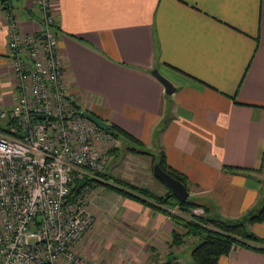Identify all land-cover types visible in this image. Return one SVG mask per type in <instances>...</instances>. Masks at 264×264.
Masks as SVG:
<instances>
[{"label":"crops","instance_id":"0c3cea01","mask_svg":"<svg viewBox=\"0 0 264 264\" xmlns=\"http://www.w3.org/2000/svg\"><path fill=\"white\" fill-rule=\"evenodd\" d=\"M51 5L61 80L74 91L80 111L117 126L143 151H162L165 163L186 177L188 196L213 212L233 218L254 205L264 166L252 175L223 167L257 168L264 154V0ZM7 9L16 12L22 32L37 27L34 0H0L3 108L15 99L6 54ZM152 68L174 87L172 93L164 92ZM128 153L151 161L149 154ZM139 169L137 184L130 183L165 193L152 172L149 177L145 167ZM83 190L92 224L74 245L77 254L94 264H103L97 259L104 254L118 264H192L197 237L184 235L167 215L101 185ZM247 228L264 238V217ZM173 233L181 236L178 243ZM218 263L264 264V253L235 246Z\"/></svg>","mask_w":264,"mask_h":264},{"label":"built area","instance_id":"2783aa9c","mask_svg":"<svg viewBox=\"0 0 264 264\" xmlns=\"http://www.w3.org/2000/svg\"><path fill=\"white\" fill-rule=\"evenodd\" d=\"M52 1L34 0L33 31L19 29L14 10L4 15L15 99L0 107V264H94L73 249L92 224L84 178L102 172L106 149L118 145L61 80ZM77 180L84 186L68 200Z\"/></svg>","mask_w":264,"mask_h":264},{"label":"trees","instance_id":"16d2710c","mask_svg":"<svg viewBox=\"0 0 264 264\" xmlns=\"http://www.w3.org/2000/svg\"><path fill=\"white\" fill-rule=\"evenodd\" d=\"M25 12L27 14L30 13L29 10H25ZM34 20L37 21V16H34ZM91 114L94 115L93 113ZM102 121L106 124L105 132L116 138L118 141V145L107 149L106 153L115 154L118 148L123 147L124 150L128 152L149 154L152 163H158L161 170L167 173L170 177L178 180L187 190L186 177L181 172L176 171L165 163L162 151H158L156 154L143 151L139 147L140 142L137 139L131 137L112 123H109L106 120ZM263 166L264 154L262 153L257 168H238L231 166H224L223 168L231 171L240 169L246 171L247 174L252 175L254 172H259ZM84 180V185H101L122 196L131 198L160 211L177 223L183 229L184 235L197 237L198 241L191 248L189 253L192 264H219L218 257L226 255L235 246L264 253V238L255 235L247 228L248 224L260 222L264 217V178H257L259 185L258 197L254 205L245 210L238 217L233 218L224 217L219 213L213 212L209 206L198 203L191 196H187L183 201H177L172 195H170L169 190L166 187L165 193L155 194L144 187H138L127 183L126 181L111 176L104 171L97 173L95 178H84ZM78 182L79 180H77L70 188L67 195L68 200L74 199L80 189L84 186L82 184V186L77 187ZM196 207L202 209L200 215H195L191 212V210ZM172 208H176V212H171L170 209ZM180 239L181 236L179 234H172V242L178 243Z\"/></svg>","mask_w":264,"mask_h":264},{"label":"rangeland","instance_id":"374dc122","mask_svg":"<svg viewBox=\"0 0 264 264\" xmlns=\"http://www.w3.org/2000/svg\"><path fill=\"white\" fill-rule=\"evenodd\" d=\"M111 148V147H109ZM108 148V149H109ZM107 150V149H106ZM106 155V159H105V164H104V169L106 173H112L113 175H115L114 177L117 178H123L125 180H127V183L133 182L135 184H137V181H135L134 179V175L135 173H137V171H141V167H145L146 170L145 172L148 173V176H151V167H152V162L145 159L146 157L144 156H134L130 153H128L127 151L124 150V148H118V150H116L115 154L112 153H105ZM152 163V164H151ZM259 178H264V172H259L258 174ZM156 181V180H155ZM156 184L158 183V185H160V187H163L162 184L158 181L155 182ZM132 184V183H130ZM134 185V184H133ZM139 187V186H138ZM165 188V186H164ZM81 197L83 198L82 200L85 201V204L87 202V194H85V192L83 193V195H81ZM187 257V252H184L182 254V258L185 259ZM190 257V256H189ZM103 261V264H114L116 262H113L114 259L111 256H108L106 254H104L102 257H99V259H97V261ZM118 264V263H116Z\"/></svg>","mask_w":264,"mask_h":264},{"label":"water","instance_id":"95a60500","mask_svg":"<svg viewBox=\"0 0 264 264\" xmlns=\"http://www.w3.org/2000/svg\"><path fill=\"white\" fill-rule=\"evenodd\" d=\"M150 73L161 83L165 93L170 94L173 92L174 87L165 78H163L155 68H152ZM80 113L102 130L106 129V124L101 119L87 111L82 110ZM151 169L155 179L164 185L169 190L170 195H172L177 201H183L187 198L188 192L185 187L178 180L170 177L167 173L161 170L158 163L154 162ZM82 184L83 180H80L77 187H80Z\"/></svg>","mask_w":264,"mask_h":264}]
</instances>
